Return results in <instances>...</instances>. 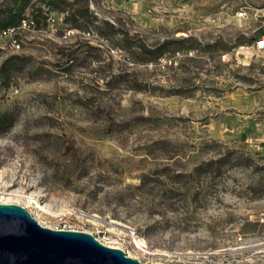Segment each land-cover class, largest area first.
I'll list each match as a JSON object with an SVG mask.
<instances>
[{
  "label": "rangeland",
  "instance_id": "rangeland-1",
  "mask_svg": "<svg viewBox=\"0 0 264 264\" xmlns=\"http://www.w3.org/2000/svg\"><path fill=\"white\" fill-rule=\"evenodd\" d=\"M62 7L31 0L23 19L36 31L20 33L18 51L0 49V65L18 55L42 69L0 82V113L18 114L0 136V202L47 227L67 219L143 264H264V51L251 47L264 32V0ZM68 12L85 13L77 22L88 27L73 28ZM123 37L151 48L187 41L138 62ZM68 52L76 61L66 72ZM116 75L123 80L106 87ZM227 151L251 165L194 172Z\"/></svg>",
  "mask_w": 264,
  "mask_h": 264
},
{
  "label": "water",
  "instance_id": "water-1",
  "mask_svg": "<svg viewBox=\"0 0 264 264\" xmlns=\"http://www.w3.org/2000/svg\"><path fill=\"white\" fill-rule=\"evenodd\" d=\"M0 264L143 263L89 232L43 226L23 206L0 202Z\"/></svg>",
  "mask_w": 264,
  "mask_h": 264
},
{
  "label": "trees",
  "instance_id": "trees-1",
  "mask_svg": "<svg viewBox=\"0 0 264 264\" xmlns=\"http://www.w3.org/2000/svg\"><path fill=\"white\" fill-rule=\"evenodd\" d=\"M41 1L48 9L55 10V11H61L64 12L65 8L62 7V4L65 3V0H38ZM31 0H10V3L0 8V31L4 30L7 27H12L14 25H17L21 22L23 19V13L26 10V8L30 5ZM35 11H41L40 8H37ZM87 15L85 13H79V12H68V14L65 16V21L67 23H70L73 28H87L88 25L83 22L84 24H81L78 21L79 18H84ZM108 24L107 22H105ZM113 28V26H111ZM100 33H104L103 31H100ZM263 33V32H262ZM184 41H187V39H180V40H173V41H166L160 44L158 47L151 48L149 46H146L143 43L135 42L128 37H123V47L126 48L132 55L133 59L138 62H152L156 59H159L161 55H163L164 49L168 46V44L171 43H182ZM66 60L68 65L63 68V71H69V68L74 65V62L76 61L75 56H71V52H68L65 54ZM27 71L28 75L30 77H34L39 72L42 71L39 67H34L30 64L29 58L26 56H11L4 60L2 64L0 65V82L7 86L9 84L10 78L13 74ZM123 80L122 75H116L111 76L108 80L104 82L105 86L108 88H112L117 83ZM136 89L138 90H146L148 92H155L156 90H161V88L156 87H141L139 84H135ZM168 95V94H165ZM80 101V100H79ZM81 106L87 107V105L84 102H78ZM92 110V109H91ZM18 114L15 110H9L0 113V136L7 133L16 123ZM46 133H35L33 134V138L37 139L38 141H46V138L44 137ZM164 144L166 142L160 141L157 142V144ZM161 148H158L162 150L164 146H160ZM251 158L248 156L240 155L239 158H232V153L230 151H227L225 154L219 156L218 158L209 159L202 161L199 165L195 166L194 172L201 173V172H211V171H219L221 167L226 166L230 163L233 165H242V166H250L251 164ZM258 168V166H255ZM179 176V175H177ZM143 182L141 181V184ZM139 188V187H138ZM169 193L171 196L175 195V190L173 188L169 189Z\"/></svg>",
  "mask_w": 264,
  "mask_h": 264
},
{
  "label": "built area",
  "instance_id": "built-area-1",
  "mask_svg": "<svg viewBox=\"0 0 264 264\" xmlns=\"http://www.w3.org/2000/svg\"><path fill=\"white\" fill-rule=\"evenodd\" d=\"M244 14L245 13L243 11L238 12L239 16H243ZM25 31H31V32L36 31L35 24L32 20L22 19L17 26L7 27L4 30L0 31V49L2 50L10 49L11 51L14 52L18 51L21 45L20 44L21 39L19 35L21 32H25ZM251 47L259 52L264 51V32L253 40ZM50 228L79 230L75 228L73 225H70L67 219H63V218L60 219L58 224Z\"/></svg>",
  "mask_w": 264,
  "mask_h": 264
},
{
  "label": "bare ground",
  "instance_id": "bare-ground-1",
  "mask_svg": "<svg viewBox=\"0 0 264 264\" xmlns=\"http://www.w3.org/2000/svg\"><path fill=\"white\" fill-rule=\"evenodd\" d=\"M29 199H30V198H29ZM32 202L35 203V206H36V208L39 209V211H41V212H43V213H48V210H47V208H46V206H45L44 204L38 203V202H36L35 200H33ZM86 220L92 222V221H93V218H92V216H89V217H87ZM38 222H39V221H38ZM39 223H40V222H39ZM40 224H41V223H40ZM42 225H43V224H42ZM137 244H139V242H137ZM108 246H109V245H108ZM110 246H111V245H110ZM111 247H114V246L112 245Z\"/></svg>",
  "mask_w": 264,
  "mask_h": 264
}]
</instances>
